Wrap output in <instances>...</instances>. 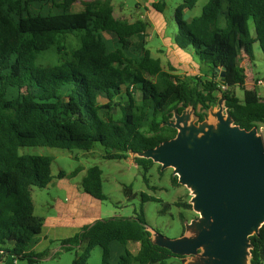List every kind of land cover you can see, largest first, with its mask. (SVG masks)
<instances>
[{"label":"trees","instance_id":"obj_1","mask_svg":"<svg viewBox=\"0 0 264 264\" xmlns=\"http://www.w3.org/2000/svg\"><path fill=\"white\" fill-rule=\"evenodd\" d=\"M76 1L0 0V262L13 257L35 263L51 253L31 250L44 224L35 213L32 187L51 183L53 157L21 153V147L90 151L99 143L105 158H128L131 150L154 147L177 133L162 122L180 102L179 112L187 105L201 106L203 119L217 105L219 92L236 124L250 129L264 123V97L247 92L242 101L235 91L246 87L243 47L251 61L256 41L264 53V0H209L191 20L183 18V10L198 0H185L175 15L173 41L182 49L192 47L209 71L183 76L153 56L146 40L149 22L116 17L110 0L75 12ZM68 34L79 37L77 47L64 44ZM49 49L60 54L59 62L38 64V55ZM135 161L145 168L153 162L139 156ZM173 180L179 183L177 176ZM81 187L105 198L98 165L87 169ZM183 204L192 208L190 202ZM147 226L143 212L101 218L60 243L68 250L85 243L72 264H88L97 245L103 249L102 264H168V258L183 257L153 243ZM129 241L139 242V250L125 247L113 261L112 244ZM251 241V264H264V224Z\"/></svg>","mask_w":264,"mask_h":264},{"label":"rangeland","instance_id":"obj_2","mask_svg":"<svg viewBox=\"0 0 264 264\" xmlns=\"http://www.w3.org/2000/svg\"><path fill=\"white\" fill-rule=\"evenodd\" d=\"M107 0H77L72 11H83L91 3L101 5ZM185 0H110L114 7V15L120 19L130 22L143 18L150 23L147 30V46L151 49L154 57L160 58L162 66L172 73L180 75H203L209 71V67L202 63L192 47L182 49L178 47L173 36L177 31L176 12ZM209 0H198L194 7L183 10V18L191 20L202 13ZM162 9L158 11L153 7ZM249 30L254 36L253 21L249 22ZM67 48H75L79 45V37L68 34L64 39ZM255 58L253 61L242 50V65L248 75V85L242 89L236 87V94L243 101L245 94H255L264 97V83L257 84V79L264 81V53L259 42L253 44ZM60 54L55 49H49L38 55V64L57 63ZM138 96V94H137ZM104 101V99H102ZM202 112L201 106L197 108ZM118 114V113H117ZM209 115V111H208ZM264 135V123L259 126ZM21 153L43 154L53 157L52 173L54 175L51 183L46 187H32L35 213L46 216L56 213L54 207L56 197L66 196L64 188L57 185L59 171L66 172L64 177L73 182L80 183L89 167L98 165L102 169V199L101 218L109 217H136L142 212L149 227L155 229L165 236L176 238L183 234L186 221H191L198 214L193 208L185 207L183 203L190 202V190L183 184L175 183L173 180V168H161L157 162L149 164H135L129 157L123 159H108L103 156L104 147L96 144L90 151L82 149H65L50 146H25L20 148ZM76 168H80L77 174H72ZM82 188V187H81ZM143 194L149 196L143 200ZM182 203V204H181ZM60 246V243L58 244ZM85 243L70 250L60 248L58 253L52 254L35 263H29L27 259L7 258L5 264H72L77 253H81ZM129 248L136 253L140 248L139 242L129 241L126 245L119 242L112 244V259L115 261L124 248ZM103 249L97 245L93 248L88 264H102ZM178 261V262H177ZM174 261L168 258V264H182L180 260Z\"/></svg>","mask_w":264,"mask_h":264},{"label":"water","instance_id":"obj_3","mask_svg":"<svg viewBox=\"0 0 264 264\" xmlns=\"http://www.w3.org/2000/svg\"><path fill=\"white\" fill-rule=\"evenodd\" d=\"M182 105L162 122L177 129L173 137L129 153L135 164L139 156L172 167L198 214L176 238L147 226L151 239L182 264H251V236L264 224V135L235 123L222 92L203 119L194 105L179 112Z\"/></svg>","mask_w":264,"mask_h":264},{"label":"crops","instance_id":"obj_4","mask_svg":"<svg viewBox=\"0 0 264 264\" xmlns=\"http://www.w3.org/2000/svg\"><path fill=\"white\" fill-rule=\"evenodd\" d=\"M247 78L246 74V86L248 85ZM56 181L58 186L65 189L66 196L56 197L54 204L56 213L43 216L42 230L31 248L36 253L50 249L51 253L46 258L59 252L62 248L60 240L73 236L85 225L101 219V199L85 192L80 187V183L73 182L69 178L61 177ZM59 243L60 246H58ZM6 259L0 263L5 264Z\"/></svg>","mask_w":264,"mask_h":264},{"label":"built area","instance_id":"obj_5","mask_svg":"<svg viewBox=\"0 0 264 264\" xmlns=\"http://www.w3.org/2000/svg\"><path fill=\"white\" fill-rule=\"evenodd\" d=\"M256 83L257 84H263L264 81L262 79H257ZM223 87H225V86H223ZM14 261L16 262V259L15 258H14Z\"/></svg>","mask_w":264,"mask_h":264}]
</instances>
